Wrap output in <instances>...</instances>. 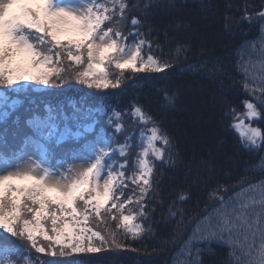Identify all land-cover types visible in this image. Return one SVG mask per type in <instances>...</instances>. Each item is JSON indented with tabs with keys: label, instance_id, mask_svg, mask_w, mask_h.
Wrapping results in <instances>:
<instances>
[{
	"label": "snow or ice",
	"instance_id": "obj_1",
	"mask_svg": "<svg viewBox=\"0 0 264 264\" xmlns=\"http://www.w3.org/2000/svg\"><path fill=\"white\" fill-rule=\"evenodd\" d=\"M158 7L151 0H0V264L25 255L15 240L43 255L100 253L108 240L89 226L93 217L119 218L116 227L133 237L144 230L125 211L135 203L146 218L157 166L175 163L171 137L139 105L128 113L139 131L125 135L123 115L106 111L107 97L93 109L86 101L53 105L36 94L47 95L58 86L53 78L62 84L73 69L71 78L98 91L120 88L125 73L165 72L170 64L152 53L136 14ZM258 15L264 24V11ZM125 21L131 25L126 33L115 27ZM245 49L258 57L239 65L243 86L255 101L245 100L244 118L256 121L264 112V29L239 51ZM184 51L178 46L176 56ZM165 101L174 102L170 96ZM97 114L107 116L111 134L102 126L97 131ZM232 114L236 120L235 110ZM233 127L244 147L264 150L259 127L243 119ZM117 134L124 138L114 146ZM253 168L264 172V158ZM129 185L131 194L125 195ZM222 188L212 193L216 205L200 217L183 245V264H200L192 258L194 242L206 243L209 250L213 242L227 246L229 264H264V182L229 197L219 195ZM41 237L47 247L38 243ZM112 241L109 247H121L114 234ZM195 251L199 256L201 249Z\"/></svg>",
	"mask_w": 264,
	"mask_h": 264
},
{
	"label": "trees",
	"instance_id": "obj_2",
	"mask_svg": "<svg viewBox=\"0 0 264 264\" xmlns=\"http://www.w3.org/2000/svg\"><path fill=\"white\" fill-rule=\"evenodd\" d=\"M151 2L159 7L136 14L142 18L140 30L152 42V53L169 62L165 72L125 73L120 88L98 91L71 78L73 69L65 73L62 84L53 78L58 86L47 89V95L36 94L53 105L86 101L85 107L93 109L99 107L100 97H107L103 101L106 111L123 115L125 135L139 131L128 115L133 105H139L171 137L175 163L157 166L153 177L156 183L146 201V218L139 215L135 203L125 211L135 215L133 223L144 230L133 237L116 227L119 218L114 221L105 217L101 222L93 217L89 226L108 240L100 253L43 255L24 241L15 240L25 255L11 257L13 264H183L187 256L181 255V249L192 237L200 217L216 205L212 193L217 186H223L219 195L229 197L242 187L264 182V172L253 168L264 158V150L244 147L233 127L232 114V110L236 117L243 112L245 100L255 102L243 86L245 77L239 65L258 57L251 49L239 50L246 41H255L264 29L258 15L264 11V0ZM145 16L147 19H143ZM115 27L126 33L131 29L130 21ZM178 46L185 49L179 57L175 52ZM64 67L68 68L66 60ZM110 72L117 74L114 68ZM165 96L173 97L174 102L167 104ZM261 116L259 124L264 132V112ZM97 118V131L102 126L111 134L107 116L100 118L97 114ZM123 138L117 134L113 145L122 143ZM115 159L119 162L121 158ZM132 187L124 189L125 195L131 194ZM112 234L121 245L118 249L109 247L113 244ZM38 243L48 246L42 237ZM197 247L201 249L199 256ZM228 253L227 246L216 242L211 243L210 250L206 243L194 242L192 258L200 264H229Z\"/></svg>",
	"mask_w": 264,
	"mask_h": 264
},
{
	"label": "rangeland",
	"instance_id": "obj_3",
	"mask_svg": "<svg viewBox=\"0 0 264 264\" xmlns=\"http://www.w3.org/2000/svg\"><path fill=\"white\" fill-rule=\"evenodd\" d=\"M245 111H246V110H245V107H244L243 112L237 115V119L235 120V123H238L240 119H243V120H244V123H245L246 125H247V124H251L252 127H259V128L261 129L259 123H260V121H261V119H262V116H261V119H259V120H256V121H248L247 119L244 118V117H245ZM235 130H236V132L239 134L238 130H237V129H235ZM261 131H262V130H261Z\"/></svg>",
	"mask_w": 264,
	"mask_h": 264
}]
</instances>
